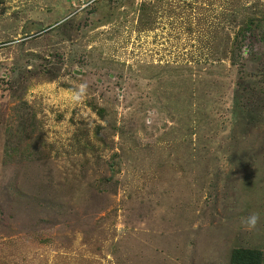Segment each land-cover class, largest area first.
<instances>
[{"label": "rangeland", "instance_id": "374dc122", "mask_svg": "<svg viewBox=\"0 0 264 264\" xmlns=\"http://www.w3.org/2000/svg\"><path fill=\"white\" fill-rule=\"evenodd\" d=\"M235 249L264 264V0H0V264Z\"/></svg>", "mask_w": 264, "mask_h": 264}, {"label": "trees", "instance_id": "16d2710c", "mask_svg": "<svg viewBox=\"0 0 264 264\" xmlns=\"http://www.w3.org/2000/svg\"><path fill=\"white\" fill-rule=\"evenodd\" d=\"M230 264H260V252L257 250L235 249Z\"/></svg>", "mask_w": 264, "mask_h": 264}, {"label": "clouds", "instance_id": "9594fccd", "mask_svg": "<svg viewBox=\"0 0 264 264\" xmlns=\"http://www.w3.org/2000/svg\"><path fill=\"white\" fill-rule=\"evenodd\" d=\"M86 88H87V85L81 84L79 86V89L72 94L71 99L74 103H78L83 99L86 93ZM259 219H260L259 215L256 213H251L248 217H246L243 221V224L246 230L248 231L254 230L257 227Z\"/></svg>", "mask_w": 264, "mask_h": 264}]
</instances>
